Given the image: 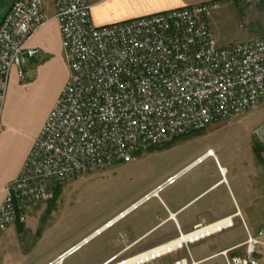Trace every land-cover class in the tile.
Returning a JSON list of instances; mask_svg holds the SVG:
<instances>
[{
	"label": "built area",
	"instance_id": "obj_1",
	"mask_svg": "<svg viewBox=\"0 0 264 264\" xmlns=\"http://www.w3.org/2000/svg\"><path fill=\"white\" fill-rule=\"evenodd\" d=\"M60 25L69 79L36 138L20 176L5 188L0 205V239L12 226L26 224L36 203L53 190L87 174L153 148L203 131L257 109L264 102V35L229 48L214 38L208 15L215 1L123 23L98 27L89 0H52ZM44 0H14L0 23V128L14 69L41 55L29 41L47 21ZM209 150L188 169L169 177L130 209L138 210L174 186L185 172L215 158ZM240 213L123 260L106 264H200L192 247L235 227ZM218 256L223 264H264V226ZM101 231L48 264H63ZM239 249L242 252L235 253Z\"/></svg>",
	"mask_w": 264,
	"mask_h": 264
},
{
	"label": "rangeland",
	"instance_id": "obj_2",
	"mask_svg": "<svg viewBox=\"0 0 264 264\" xmlns=\"http://www.w3.org/2000/svg\"><path fill=\"white\" fill-rule=\"evenodd\" d=\"M13 1L0 2V23ZM50 1L45 0V4L49 5ZM208 23L222 48L263 36L264 0L222 2L219 10L208 15ZM59 82L55 77L49 89L40 92L27 107L25 121L31 129L44 118ZM179 139L173 146L142 152L131 163L118 164L60 185L49 198L36 203L32 215L40 219L31 231L44 240L34 249V262L29 259L26 264H36L65 245H76L103 230L146 192L185 171L209 150L214 151L215 158L187 170L174 186L160 195L162 201L175 190L200 195L183 211L184 217L198 213L204 222L241 214L234 228L194 245L195 259L210 257L245 241V223L251 232L264 226V102L255 110ZM160 200L153 199L101 231L64 264H97L106 256L111 243L124 244L130 235L147 225H141L143 222L162 212ZM182 203L187 202L182 200ZM134 223L139 225L133 226ZM239 252L242 249L235 253ZM223 262L224 258L219 256L205 264Z\"/></svg>",
	"mask_w": 264,
	"mask_h": 264
},
{
	"label": "crops",
	"instance_id": "obj_3",
	"mask_svg": "<svg viewBox=\"0 0 264 264\" xmlns=\"http://www.w3.org/2000/svg\"><path fill=\"white\" fill-rule=\"evenodd\" d=\"M215 1L222 3L232 0H89V3L92 7L93 22L98 27H104ZM44 7L48 20L28 43L30 48L39 49L41 55L32 60L25 68L26 79L22 80L19 77L17 69L13 70L11 76L0 128V205L4 199L5 188L20 176L36 138L39 136L49 113L57 103L69 79V68L64 58L60 25L54 18L53 4L50 1L49 5H46L44 0ZM55 77L60 81L59 88L51 99L42 121L37 127L31 129L25 121V118L28 117L27 107L39 96L40 92L49 89ZM177 142L178 140L173 141L164 148L173 146ZM147 193L149 192L144 195ZM199 197L200 195L194 193L189 195L182 190L173 191L167 196L166 201L160 200V208L162 210L160 214L152 217L148 222H143L141 225H147L142 227L143 229H140L136 234L130 235L124 244L114 246V243H111L106 256L98 261L97 264H106L114 258L123 260L143 254L150 249L176 239L179 235V230L183 233H190L200 223L212 224L228 217L216 218L211 222L201 220L202 217L198 213H192L184 217L185 212L183 210ZM182 200L187 203H182ZM133 212H129L126 216ZM231 215L233 214L229 216ZM119 216L110 222H115L114 224H116L124 218L117 220ZM39 219L33 214L29 217L26 224L14 225L2 235L0 239V264H26L29 259L33 261L34 249L41 245L44 240L43 237H38V234L31 231L32 225L39 223ZM137 225L139 224H133V226ZM245 241L225 250L242 245ZM29 245H32L31 249ZM74 246L67 244L57 250L51 257L42 259L36 264L53 262ZM225 250L207 258L195 259L193 253L192 255L196 262L205 264L219 257L218 255ZM183 256L184 252H180L161 260L159 264H166Z\"/></svg>",
	"mask_w": 264,
	"mask_h": 264
},
{
	"label": "bare ground",
	"instance_id": "obj_4",
	"mask_svg": "<svg viewBox=\"0 0 264 264\" xmlns=\"http://www.w3.org/2000/svg\"><path fill=\"white\" fill-rule=\"evenodd\" d=\"M121 217H122V216H119V217L117 218V220L121 219ZM116 222H117V221H116ZM114 223H115V222H110V223H108V224L105 226V228H104L103 230H105V229L111 227V225L114 224ZM103 230H101V231H103Z\"/></svg>",
	"mask_w": 264,
	"mask_h": 264
},
{
	"label": "trees",
	"instance_id": "obj_5",
	"mask_svg": "<svg viewBox=\"0 0 264 264\" xmlns=\"http://www.w3.org/2000/svg\"><path fill=\"white\" fill-rule=\"evenodd\" d=\"M2 1V0H1ZM11 5V4H10ZM9 9V8H8ZM3 19V18H2Z\"/></svg>",
	"mask_w": 264,
	"mask_h": 264
},
{
	"label": "water",
	"instance_id": "obj_6",
	"mask_svg": "<svg viewBox=\"0 0 264 264\" xmlns=\"http://www.w3.org/2000/svg\"><path fill=\"white\" fill-rule=\"evenodd\" d=\"M0 2H1V0H0Z\"/></svg>",
	"mask_w": 264,
	"mask_h": 264
}]
</instances>
